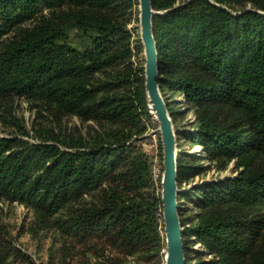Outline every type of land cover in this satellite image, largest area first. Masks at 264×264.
<instances>
[{
    "label": "trees",
    "instance_id": "16d2710c",
    "mask_svg": "<svg viewBox=\"0 0 264 264\" xmlns=\"http://www.w3.org/2000/svg\"><path fill=\"white\" fill-rule=\"evenodd\" d=\"M176 1L152 3L161 92L185 96L197 130L177 134L203 147L177 156L186 264L190 230L214 255L197 251L196 264H264V0ZM135 2L0 0V121L16 129L0 136V204L23 203L35 231L60 235L46 264H127L166 242L153 161L137 139L150 107L144 66L131 62ZM20 98L55 123L97 127L74 136L43 126L31 140L14 114ZM204 154L237 175L182 191L206 170ZM24 260L0 229V264Z\"/></svg>",
    "mask_w": 264,
    "mask_h": 264
},
{
    "label": "rangeland",
    "instance_id": "374dc122",
    "mask_svg": "<svg viewBox=\"0 0 264 264\" xmlns=\"http://www.w3.org/2000/svg\"><path fill=\"white\" fill-rule=\"evenodd\" d=\"M187 0H177L175 6L183 4ZM215 2L216 0H211ZM43 8V7H42ZM158 11V10H157ZM131 13V21L128 24V29L132 33V51L133 56L131 58L132 64L136 66L145 65V53L144 46L141 40L140 32V10L139 0L135 2L132 8L129 9ZM162 13V11H159ZM142 44V47H141ZM163 94V93H162ZM165 99L169 101L171 114L175 113V129L176 132H192L197 130V116L194 110H189L185 103V96L165 90ZM149 102V101H148ZM178 102V103H176ZM14 114L22 120L25 128L30 132V139L34 140V129L45 127H55L58 130H62L71 135L85 134L97 127L92 122H82L77 117L66 116L55 123L52 121L51 114L42 110L38 105L25 98L16 100L14 106ZM143 125L145 131L138 136V144L141 145L146 154L152 159H157L163 168V146L161 139V132L159 129V122L156 116L151 113L149 109V116L143 117ZM16 129L10 125L0 121V136H9ZM178 154L181 152L186 153H198L201 154L203 147L195 145L188 136L184 134H177ZM202 161H197L199 165H203L206 170L197 175L192 181L186 183L181 189L182 191H190L189 189L207 181H217L224 178H232L237 175V171L234 168V162H231L225 169H219L215 164L207 158V154H204ZM162 171V169H161ZM155 187L162 190V175L161 172L158 178H154ZM185 207L191 206L190 202L186 200ZM0 210V229L5 231L13 241V244L22 252L27 254L32 263L29 264H46L51 254H58L60 248L59 234L54 229H46L42 231H35L33 225L35 224L34 213L23 203L18 201L4 200L1 202ZM193 209V208H192ZM194 222L191 221L186 227L193 228ZM184 229V227H182ZM165 232V231H164ZM163 237L166 238L165 233ZM189 242L192 252H190V263L196 264L199 261V255L197 251L203 252L206 261L214 259V255L210 254L205 248L204 244L197 240V237L193 235L190 230ZM166 256V242L163 243L159 254L156 257H149L150 259H129L127 264H164ZM160 262L158 263V261ZM12 264H28L25 260L22 262H13Z\"/></svg>",
    "mask_w": 264,
    "mask_h": 264
},
{
    "label": "water",
    "instance_id": "95a60500",
    "mask_svg": "<svg viewBox=\"0 0 264 264\" xmlns=\"http://www.w3.org/2000/svg\"><path fill=\"white\" fill-rule=\"evenodd\" d=\"M140 32L145 53V89L151 113L158 122L163 146V174L161 198L166 235L164 264H186L185 244L179 213L178 143L177 132L167 103L161 92L158 46L154 35V16L161 12L152 0H139Z\"/></svg>",
    "mask_w": 264,
    "mask_h": 264
},
{
    "label": "built area",
    "instance_id": "2783aa9c",
    "mask_svg": "<svg viewBox=\"0 0 264 264\" xmlns=\"http://www.w3.org/2000/svg\"><path fill=\"white\" fill-rule=\"evenodd\" d=\"M152 161H153V177L158 178L160 172H161V175L163 174V168L157 159H154ZM161 169H162V171H161Z\"/></svg>",
    "mask_w": 264,
    "mask_h": 264
}]
</instances>
